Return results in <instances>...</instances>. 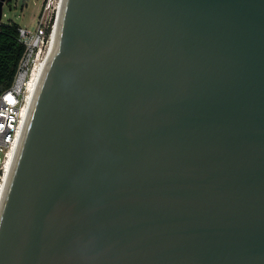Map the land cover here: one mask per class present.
I'll return each instance as SVG.
<instances>
[{
	"label": "water",
	"instance_id": "1",
	"mask_svg": "<svg viewBox=\"0 0 264 264\" xmlns=\"http://www.w3.org/2000/svg\"><path fill=\"white\" fill-rule=\"evenodd\" d=\"M0 264H264V0H65Z\"/></svg>",
	"mask_w": 264,
	"mask_h": 264
},
{
	"label": "built area",
	"instance_id": "2",
	"mask_svg": "<svg viewBox=\"0 0 264 264\" xmlns=\"http://www.w3.org/2000/svg\"><path fill=\"white\" fill-rule=\"evenodd\" d=\"M53 17L52 15L48 19V12L45 11L35 30L23 26L19 28V40L25 45V50L18 63L13 84L0 95V183L6 172L7 161L21 139L26 122L24 107L29 83L39 58L50 41ZM56 19L57 12L54 21Z\"/></svg>",
	"mask_w": 264,
	"mask_h": 264
},
{
	"label": "trees",
	"instance_id": "3",
	"mask_svg": "<svg viewBox=\"0 0 264 264\" xmlns=\"http://www.w3.org/2000/svg\"><path fill=\"white\" fill-rule=\"evenodd\" d=\"M20 27L15 20L0 21V95L13 84L18 63L25 50V45L19 40Z\"/></svg>",
	"mask_w": 264,
	"mask_h": 264
},
{
	"label": "bare ground",
	"instance_id": "4",
	"mask_svg": "<svg viewBox=\"0 0 264 264\" xmlns=\"http://www.w3.org/2000/svg\"><path fill=\"white\" fill-rule=\"evenodd\" d=\"M64 3H65V0H58L57 6H56V8H57V19L53 25V30H52V35L50 37V41L46 47V50L40 56L39 61H38L37 65L33 71L31 81L29 83V87H28V91H27V103L24 107L25 121L27 119V116H28V113H29V110H30V107H31L37 86H38V83H39V80L41 77V74L43 72V69H44V67L48 61V58H49L51 51L53 49V46H54L57 30H58L60 20H61V16H62V12H63ZM19 143H20V141H19ZM18 147H19V144L17 145V148L15 149V151L13 153H11V158H9L7 161V168H6L5 175L3 176V180L0 183V205L4 199L5 192H6L9 180H10V176H11L13 166L15 163Z\"/></svg>",
	"mask_w": 264,
	"mask_h": 264
},
{
	"label": "rangeland",
	"instance_id": "5",
	"mask_svg": "<svg viewBox=\"0 0 264 264\" xmlns=\"http://www.w3.org/2000/svg\"><path fill=\"white\" fill-rule=\"evenodd\" d=\"M58 0H12L4 6L3 21L15 20L23 27L33 30L39 24V19L45 11L48 12V19L53 15L52 24L55 23ZM49 4V6H48ZM48 9L46 10V7Z\"/></svg>",
	"mask_w": 264,
	"mask_h": 264
}]
</instances>
